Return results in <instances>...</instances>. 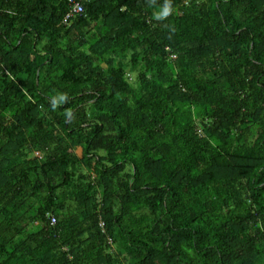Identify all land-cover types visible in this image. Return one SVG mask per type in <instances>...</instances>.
<instances>
[{
	"label": "trees",
	"instance_id": "obj_1",
	"mask_svg": "<svg viewBox=\"0 0 264 264\" xmlns=\"http://www.w3.org/2000/svg\"><path fill=\"white\" fill-rule=\"evenodd\" d=\"M0 264H264V0H0Z\"/></svg>",
	"mask_w": 264,
	"mask_h": 264
},
{
	"label": "clouds",
	"instance_id": "obj_2",
	"mask_svg": "<svg viewBox=\"0 0 264 264\" xmlns=\"http://www.w3.org/2000/svg\"><path fill=\"white\" fill-rule=\"evenodd\" d=\"M170 12H171V5H170V3H169L168 6L165 7V10H164V12H163V16L166 17L167 15L170 14ZM157 18L159 19L160 16L158 15ZM101 224H103V223H101Z\"/></svg>",
	"mask_w": 264,
	"mask_h": 264
},
{
	"label": "built area",
	"instance_id": "obj_3",
	"mask_svg": "<svg viewBox=\"0 0 264 264\" xmlns=\"http://www.w3.org/2000/svg\"><path fill=\"white\" fill-rule=\"evenodd\" d=\"M80 5L78 4L77 6H76V10H80ZM71 16V15H70ZM173 57H176V55H173ZM56 222V220H55V218H53L52 219V223H55Z\"/></svg>",
	"mask_w": 264,
	"mask_h": 264
},
{
	"label": "rangeland",
	"instance_id": "obj_4",
	"mask_svg": "<svg viewBox=\"0 0 264 264\" xmlns=\"http://www.w3.org/2000/svg\"><path fill=\"white\" fill-rule=\"evenodd\" d=\"M79 151H80V149H79Z\"/></svg>",
	"mask_w": 264,
	"mask_h": 264
}]
</instances>
